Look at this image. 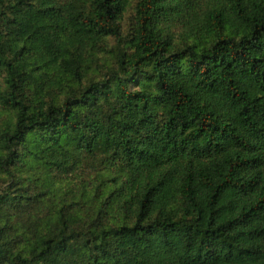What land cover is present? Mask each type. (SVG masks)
I'll return each mask as SVG.
<instances>
[{"label": "trees", "instance_id": "trees-1", "mask_svg": "<svg viewBox=\"0 0 264 264\" xmlns=\"http://www.w3.org/2000/svg\"><path fill=\"white\" fill-rule=\"evenodd\" d=\"M0 264H264V0H0Z\"/></svg>", "mask_w": 264, "mask_h": 264}, {"label": "rangeland", "instance_id": "rangeland-1", "mask_svg": "<svg viewBox=\"0 0 264 264\" xmlns=\"http://www.w3.org/2000/svg\"><path fill=\"white\" fill-rule=\"evenodd\" d=\"M125 28H126V32L128 33V30H129V22L125 25Z\"/></svg>", "mask_w": 264, "mask_h": 264}]
</instances>
